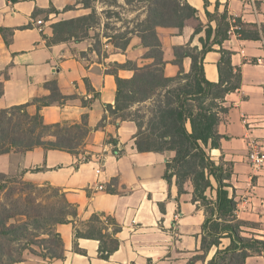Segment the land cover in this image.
<instances>
[{"label": "crops", "instance_id": "1", "mask_svg": "<svg viewBox=\"0 0 264 264\" xmlns=\"http://www.w3.org/2000/svg\"><path fill=\"white\" fill-rule=\"evenodd\" d=\"M76 2L0 0V29L6 30L0 31V108L26 104V110L33 114L39 104L35 99L50 92L45 83L55 81L62 97L40 105L44 123L72 125L87 114L90 128L77 154L42 146L0 153V173L60 188L76 209V216H70L69 222L54 226L64 245L63 257H40L29 264H160L177 249H199L204 209L192 201L191 184L186 183V191L178 193L175 177L170 182L165 177L166 162L173 158L174 151L139 152L134 143L135 123L114 121L106 110V105L115 101V73L122 78L134 73L117 65L126 61L137 66L151 63L152 59L145 57L148 48L137 35L125 49L115 47L105 36L100 52L92 45L91 30L82 39L53 42V22L90 12L91 8H83L80 2L81 8H65ZM186 2L197 10L195 18L186 20L182 29L156 28L167 77L179 72V65L173 61L174 47L201 48L202 31L196 33L195 28L196 22L208 20L206 11H226L228 17H238L247 26L264 23V0H208L207 5L203 0ZM210 24L216 27L214 21ZM228 34L221 45L231 51V64L241 73V85L224 97L223 105L228 110L217 125L219 147L209 152L217 163L231 164L230 193L237 202L236 215L249 223L242 234L264 239V160L256 167L249 159L252 145L264 153V34L259 39L239 38L233 31ZM219 47L213 44L214 50L203 59L204 75L212 82L219 79ZM181 63L188 72L190 57L185 56ZM109 138L116 148L107 141ZM84 156L87 160H82ZM99 159L102 172L96 175ZM98 183H102V189ZM94 214L100 217L104 233L119 227L115 234L118 249L107 259L98 256L97 239L76 236L87 229ZM106 218L114 224L106 223ZM224 246L222 242L220 247ZM215 249L210 250V256ZM245 264H264V256H248Z\"/></svg>", "mask_w": 264, "mask_h": 264}, {"label": "trees", "instance_id": "2", "mask_svg": "<svg viewBox=\"0 0 264 264\" xmlns=\"http://www.w3.org/2000/svg\"><path fill=\"white\" fill-rule=\"evenodd\" d=\"M91 1L79 0L84 8H91L89 13L60 19L51 24L53 42L69 38L82 39L89 35V29L97 20ZM203 1L207 5L208 0ZM144 2L145 16L137 22L132 33L140 37L141 43L148 48L145 57L151 58L152 62L143 66H137L131 61L117 65L118 68H130L134 73L129 78H122L115 73V101L113 105H106V110L114 121L132 120L135 123L137 131L134 143L139 152L174 151L173 158L166 162L165 177L168 182L175 177L178 193L186 191V183L191 184L192 201L203 207L205 215L198 249L201 253L189 259L188 264L199 260L202 264H245L248 256H264V239L242 235V228L249 223L238 219L236 215L237 202L230 193L231 164L217 163L209 152L211 148L219 147L221 136L218 134L217 125L221 115L228 110L223 105L224 97L241 85V73L231 64V51L221 45L227 38L226 31L230 27L225 22L228 14L226 11H206L208 22H216L214 29L211 26L205 29L206 37L213 35V41L208 44L200 38V49L189 46L174 47L173 61L179 65V72L176 76L167 77L163 70L165 60L156 28L161 26L182 29L186 20L196 17L197 10L186 0ZM65 8L70 9L71 6L67 5ZM36 12L37 10L34 15ZM234 20L236 23L233 25L239 26L234 29L239 38L259 39L264 34V23L260 26H247L238 17ZM200 30L195 28L196 33ZM0 31L5 33L6 30L1 28ZM129 40L123 35L111 42L115 47L125 49ZM213 44H219L218 51L221 54L217 64V82L209 81L203 69L204 55L214 50ZM95 48L98 49L97 46ZM185 56L191 59L188 72L184 71L181 63ZM45 87L50 92L35 99L39 104L33 114L26 110V104L0 109V153L12 149L26 150L35 146L78 153V148L90 130L88 116L82 115L81 122L72 125L44 123L39 113L40 105L51 104L62 97L55 81L46 82ZM145 102H151V106L146 109L147 116L130 112L133 106ZM10 114L16 117L15 123H12ZM144 116L147 117L146 121H143ZM103 119L98 126L102 125ZM13 129L26 139L14 135ZM107 141L115 145L112 138ZM83 160H87V156ZM11 176L15 175L0 173V192L6 190V201L10 200L8 207L0 202V264L22 263L24 259L21 252L25 249L36 254L31 244L44 247L43 254L37 253L44 259L62 258L64 245L54 226L69 222L70 216H76V209L67 202L63 193L65 204L59 206L36 204L32 195L9 199L17 191L22 194L25 190L40 188L28 181L11 179ZM10 183L16 185L9 186ZM15 216H22L24 219L10 223L9 220ZM106 222L114 224L110 218H106ZM103 228L100 217L94 214L88 220L87 229L84 232L78 231L76 236L97 239L98 256L107 259L118 249L119 240L115 234L119 227H114L111 233H104ZM42 235L43 237L36 239ZM223 238H228L229 242L220 247ZM15 244L18 246H14ZM213 247L216 248L215 252L207 259ZM146 264L151 263L148 261Z\"/></svg>", "mask_w": 264, "mask_h": 264}, {"label": "rangeland", "instance_id": "3", "mask_svg": "<svg viewBox=\"0 0 264 264\" xmlns=\"http://www.w3.org/2000/svg\"><path fill=\"white\" fill-rule=\"evenodd\" d=\"M75 5H79L78 7L80 8L82 7L81 4L79 3V0H77V2L74 5H70L71 6L70 9H76ZM91 5H92V10H95L96 12L97 20L93 24V27H91L89 30H91L93 34L92 45L94 44V47L97 46L100 52L103 51V41L102 40L104 39L105 36L106 37L112 36L113 38L107 39L108 42H111V41H114L116 37L119 38V36L125 35L127 38L131 39L132 36L136 35L135 33H132V31H134V29L136 28L137 22L143 19V17L145 16V11H146L144 0H132L131 2H127L126 0H92ZM212 21L215 22V20H211V22ZM225 22H228L230 26L231 24L236 23L231 17H228L225 20ZM196 23H197L196 28H199L202 31V36L201 37L199 36V37L204 42H207L208 44L211 43L214 39V36L211 35L210 37L207 38L205 34V29L211 26L210 22H208L207 20L204 23L200 21ZM211 29H213L212 26H211ZM228 31H231L232 33L231 27H229V29L226 31L227 36L229 35ZM115 68H117V66H115L113 69ZM150 103L145 102L142 104L135 105L133 106V108H131L130 112L131 113L136 112L139 115L147 116L148 112L146 109L149 106H151ZM10 116H12V114H10ZM146 116H144L143 121H146L147 119ZM15 121H16V117L12 116V123H15ZM14 135L24 138L20 132L18 134L16 133L15 130H14ZM8 143H6V145H8ZM10 178L17 179L18 181L23 180L18 175L11 176ZM12 185H16V183L15 184L10 183L9 186H12ZM38 186L40 187L39 189L34 187L33 190H30V189L25 190L22 192V194H20L21 192L17 191L16 193L12 194L9 199H16L19 197L23 198L24 195H27V196L32 195L35 198L34 203L41 204L42 206H50V205L59 206V205L65 204L60 188H57V187H54L48 184L38 185ZM5 193H6V190H2L0 192V202L5 204V206L8 207V202L10 200L6 201ZM208 195L210 196L209 192H208ZM22 219H24L22 216H15L14 218L10 219L9 222L16 223V222L21 221ZM41 237H43V235L38 236L36 239H39ZM246 237H252V236H246ZM222 242L224 246V243H228V238H223ZM14 246L17 247L18 245L15 244ZM30 246L32 247L34 252H36V254L32 253L28 249L22 250L21 253H22V257L25 263L22 262L20 264H29V262H32L30 261L31 259H40V256L38 254H41V253L43 254L45 252L44 247L41 245L38 246V244H31ZM200 253L201 252L198 249H195L193 251L177 249V251H175L173 254H168L166 258L162 259V263L160 264H188L189 259H191L194 255L200 254ZM211 253H212L211 251L208 253L207 259L211 257L210 256ZM150 263L153 264L152 262ZM193 264H202V261L201 260L195 261V263Z\"/></svg>", "mask_w": 264, "mask_h": 264}, {"label": "built area", "instance_id": "4", "mask_svg": "<svg viewBox=\"0 0 264 264\" xmlns=\"http://www.w3.org/2000/svg\"><path fill=\"white\" fill-rule=\"evenodd\" d=\"M231 18L234 20V18H237V17H234V16H231ZM235 21V20H234ZM36 22L39 24V23H41V20H36ZM235 24V23H234ZM231 29H232V31L234 32V29H237V28H239V26H234L233 24H231ZM235 33V32H234ZM236 34V33H235ZM252 145V144H251ZM113 147H115L116 148V145H114L113 144ZM251 148H252V151L250 152V154H249V159L251 160V162H252V164L254 165V166H260L261 164H262V162H263V160H264V153H262V152H260V151H258L257 149H256V147L254 146V145H252L251 146ZM85 157V156H84ZM83 157V158H84ZM83 158H82V160H83ZM102 166H103V163L101 162V159H99L98 160V163H97V167L95 168V174L96 175H99L101 172H102ZM98 188H101L102 189V187H103V185H102V183H98ZM105 221H106V219H105ZM107 223V222H106Z\"/></svg>", "mask_w": 264, "mask_h": 264}]
</instances>
